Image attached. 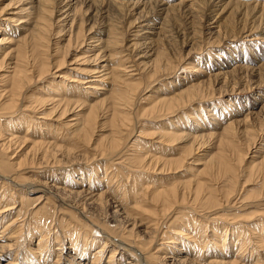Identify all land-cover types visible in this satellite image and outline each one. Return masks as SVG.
<instances>
[{
  "label": "bare ground",
  "instance_id": "obj_1",
  "mask_svg": "<svg viewBox=\"0 0 264 264\" xmlns=\"http://www.w3.org/2000/svg\"><path fill=\"white\" fill-rule=\"evenodd\" d=\"M17 1L18 4L2 19L14 28L5 32L6 28L0 26V119H8L7 122L2 123L4 127L0 130V264H4L5 259H7L5 264H19L21 260H23L22 264H264L263 220L256 218L251 224L246 223V226L242 222H236L235 218L227 213V207L235 206L237 203L229 201L234 190L231 187L224 188L222 184L225 174L230 173V180H234L235 170L232 160L239 163L244 159V155L258 140L252 129L262 132L263 121L256 127L248 114L237 119L231 116L232 118L228 117L229 120H226L220 129L218 123H222L221 120L230 115L232 111L230 106L225 104L226 102L224 104L227 107H221L218 113L217 108L215 109L216 104L211 105L213 102L208 101L210 105L195 106L198 101L208 100L207 97L210 94H207L204 85L210 77H214L217 84L225 86L226 80L230 77L232 79L238 77L236 70L229 73L217 70L209 74L207 72L210 71L209 68L200 69L194 64L191 70L194 74L189 77V80L186 79L187 81L171 94H162L153 98L146 109L165 108L169 110L168 114L186 109L185 118L170 120L162 130V135L167 138L164 144L180 149V154L172 158V152L176 150H170L168 153H163L167 157L161 159L166 164L177 166L191 160L185 174L192 173L194 167L197 171L199 168L197 166L201 165L200 168L206 171L207 178L173 181L170 186L155 179L156 187L150 190L146 184H139L143 179L142 171L148 167L155 168L151 160L156 161L160 157L144 162L146 156L134 152L132 155H127L130 163H126L119 154V147L122 149L123 129L129 126L128 123L131 120L130 108L134 92L131 93L130 90L135 89L134 81L131 79L136 74L127 73L126 63L131 62L133 63L131 67L137 68L143 62L134 59L139 53L141 59L152 57L151 60L143 63L148 79L154 78L158 72L163 69L167 70V68L176 73L174 70L176 65H171L168 57L165 56L167 53L164 49L168 47V44L161 43V38H172L164 21L166 20L167 23L170 19L172 21L177 19L175 15H181L187 20L191 19L194 11L210 1L219 21L220 18L225 17L224 15L226 17L232 15L234 8H240L246 0H190L189 8L184 9V5L181 6L180 3L174 5L164 0H88L89 5L85 9H81L82 2L75 3L72 10L68 12L72 11L70 28L73 24L75 25L79 12L81 14L89 8H93L94 13L91 16L93 23L88 31L94 25H99L100 22H96V17L99 16V19L106 17L105 19L108 20L101 22L106 23V27L99 30L97 34L106 35L105 39L92 36L87 38L95 39L99 44L102 40V45L90 49L98 50L94 57L97 59L105 57V61L107 58L120 54L117 50L108 51L109 48L119 44L117 36L120 33L117 32L116 22L113 23L110 17L116 16V13L119 14L123 10L128 12L143 6L131 22V24L137 22L141 26L137 32L144 28L150 30L139 34L146 35L141 37L144 39L142 43L139 42V38L131 46V51L142 49L139 52L136 51L134 55L122 56L115 65L109 62L107 64L97 63L90 74L80 78L79 83L85 84L84 88L95 90L91 93L88 90L85 91L92 95L93 102L89 103L85 99L70 100L67 95L59 92L58 87H55L49 92L40 89V92L28 96L26 98L28 100H25L19 111L17 107L24 99L22 94L27 87L31 86L32 89L34 82L40 83L41 78L49 75L50 66L55 64L53 67L57 68L63 64L65 54L53 61L50 58L56 50L52 54L45 52L51 27L55 23L64 21L69 14L62 17L64 11L61 8L54 10L53 3L56 0ZM71 1L73 0H60L59 3H63V7L68 6L67 9H69ZM54 11L58 14L51 18ZM239 11L240 14H246L249 10ZM251 14L257 20L253 23L256 27L254 28V25L240 27L238 28L239 33L249 38L247 40L249 45L256 43L255 45L259 44L264 47V5L260 10L252 11ZM158 15L163 17L160 25H157L158 22H155L154 18ZM27 20H33L30 30L23 29L28 23ZM145 20L147 23L142 24ZM188 23L190 24V21ZM82 24L83 19L80 18L75 29V39H77V44L83 45L84 38L78 40L83 32ZM230 25L233 28L231 22ZM3 29L4 34L1 36ZM18 29L21 34L15 37ZM63 29L60 28L58 32H62ZM259 29L263 31L262 34L255 32ZM22 30L26 31L23 36ZM70 37L71 35L67 40L68 45L73 41ZM105 51L108 54L104 53ZM257 62L258 67L264 69V58H260ZM203 75L207 76L206 80L202 78ZM105 79H110L111 81L107 84L113 86L110 101L98 98V91L104 87L96 82L100 83ZM225 87L221 88L219 95L233 93L232 87L230 90ZM112 91L108 89L109 93ZM230 105L233 107L234 102ZM96 106H101L97 112L94 111ZM77 108L81 111L86 110L85 114L80 111L74 114L71 120L61 122L59 126L62 128H57L58 126L52 128V121L57 122V119L65 118L67 113ZM20 111H25L28 117L40 114L38 118L43 119L39 122L42 125L40 127L46 131L44 134H38L37 139H30L32 145L36 147H30L25 153L29 152L30 158L38 154L46 159L44 160L46 163H48V158L53 157L48 166H55L56 169L62 160L54 159V154L56 152L70 154L78 148L75 146L77 142H86L96 118L105 114L110 137L107 140L105 136L102 137L100 143L93 146V156L90 162L88 159L84 162L70 161V166H81V170L86 173L91 171L92 160L95 164L101 162V171H97L95 178L90 175H85V177L80 175L77 179L68 182L63 181L64 179L54 182L51 180L54 178L52 175L48 176L50 181L40 183L26 181L30 178L20 172L26 157L15 161L19 157L18 153L24 149L21 145L24 137L18 135L22 132L23 125H13L14 118L20 115ZM52 117L55 118L51 122L44 121ZM7 123L12 126L8 127ZM5 127L8 129L5 130ZM68 127L71 128L70 132L65 136H59L63 129ZM54 129L58 130L55 133V139L52 140L49 134ZM241 131L250 135L251 140V143L249 142L244 149L239 146L237 140L238 135L242 134ZM213 138L216 149L214 157L211 156L210 161L203 163L198 162L196 158L192 159L194 152L201 149L204 141ZM177 144L179 146H176ZM49 152L52 154H48ZM256 159L255 156H251L249 171L257 174L263 173L264 151L263 158L257 161ZM32 160L28 161L31 163ZM65 162L62 161V163ZM120 167L132 172L133 183H138V187L127 190V186L125 187V184L120 182L121 178L123 179L126 175ZM190 184H193L192 187H188ZM35 191L42 193L35 196L36 202L46 204L48 203L47 198H51L52 204L47 206L48 209L42 208L32 214L29 212L26 200ZM60 195H67L71 198L66 201ZM106 196L112 200L109 205L113 208L112 216L104 212L103 214H97V211L96 214L91 212L97 209L103 197ZM242 199L243 197L240 196V200ZM184 204L191 208L188 212L191 213L189 223L183 220L188 214L178 210ZM202 217H206L207 221L198 223L201 219L204 220ZM208 219L216 220L210 228L211 233L207 238L198 241L209 227ZM190 223L201 226L190 229ZM160 226L162 228L158 232ZM219 229L223 230V233H220ZM205 248L207 250L204 251ZM52 254L55 256H53V261H50ZM125 258L128 259L124 260ZM81 261L84 262L80 263Z\"/></svg>",
  "mask_w": 264,
  "mask_h": 264
},
{
  "label": "rangeland",
  "instance_id": "obj_2",
  "mask_svg": "<svg viewBox=\"0 0 264 264\" xmlns=\"http://www.w3.org/2000/svg\"><path fill=\"white\" fill-rule=\"evenodd\" d=\"M164 1H169L170 4L174 5L180 3L181 6L184 5L183 9L185 7L189 8L190 4V0ZM59 2L60 0H56V2L54 1L53 7H55L54 10L61 8L62 11H64L62 17L65 16L70 10H72L75 3L77 4L78 2H82L81 9H85L89 5L88 0H85V3L84 0H73L71 1L70 8L67 9L68 6L63 7V3L61 4ZM17 4V0H0V26L6 28L5 32L11 31L14 26H9L2 19H4L5 15L10 13L9 10H11ZM263 5L264 0H246V2L242 4L240 8H234L232 15H228V17L224 15L225 17H223L222 19L220 18V20L218 21L215 14L216 11L213 10L214 6L211 5L210 1L207 5L205 3L202 7L200 6V9L194 11L191 19L187 20L184 19L181 15H175L177 19L173 21H175L176 23H174L171 19H167L170 23H166L165 20L164 23L167 24L166 29H168L167 31L172 35V38H161V43L163 44L164 42L168 44V47L164 49L167 53L165 56L168 57L171 65H176L174 69L176 70V73H173L172 69L167 68V70L163 69L158 72L154 76V78L148 79L146 76L147 70L143 68V63L151 60L152 57H144L141 59L139 57L141 56V54L139 53L138 56L134 57V59L135 61L141 60L143 62L138 65L137 68L131 67V65L133 64L131 62L126 63L125 66L127 67V73L136 74L131 79L132 81H134L133 83L135 89L130 90L131 93L134 92L131 101L132 106L130 108L131 120L128 123L129 126L124 127L123 129L121 135L122 149L119 147V154H121L122 159H124L126 163H130L129 156L127 155H132V153L134 152L146 156L144 162H146L148 159L150 161L154 157H160L156 159V161L155 159L151 160L153 164H155V168L148 167L146 170H143L145 173L142 171L143 179L139 182V184H146L149 189L152 190L154 187H156L155 179H157L161 183L165 182L166 185L170 186L173 181H187L195 179L203 180L207 178L206 171H203L202 168H200L202 167L201 165L197 166L199 167L197 171H195L196 167H194L192 173L185 174V170L189 169L187 168V166L189 165V162L191 160H189L188 163L182 162L179 166H177L166 164L164 160L161 159L167 157L163 153H168L170 150H176L172 152V158H176L179 156L180 149H176L175 147H170L169 145L164 144L167 138L162 135V130L170 120L176 121L180 118H185L184 114L186 109L182 111L178 110L173 114H168L169 110L165 108H162L160 110H146L153 98L162 94H171L172 91H176V89L181 84L189 80V77L194 74L193 72H191V70L194 68V64L198 65L200 69H204L205 67L209 68L210 71H207L209 74H213L217 70L226 71L228 73L232 70H236L239 74L238 77H235L236 79H232V77H230L229 80H226V87L222 84H217V81H214V77H210V80L206 85H204L207 94H210V96L207 97L208 100H205V102L198 101V103L195 104V106L198 107V104L201 106H205L206 104H208V101L210 103L213 102L211 105H214L215 103V109L217 108V110L223 106L226 108L227 105H229L232 109L231 114L224 117V119L221 120L222 123H218V127H223L226 123V120H229L228 117L230 118L232 116L233 118L237 119L242 118L245 114H248L251 117L254 126L258 127L263 121L262 125L264 127V69H260L257 62L260 58H264V47L260 46L259 44L255 45L256 43H252L249 45V41H247L249 38L243 37V35H241L239 33L240 31L238 30V28L240 27L254 25L253 23L257 22V20L252 16L251 12L256 11L257 9L260 10ZM163 6L165 7V5ZM141 7L137 9H131V11L128 12L123 10L119 14L116 13V16L110 17L111 19H113V23L116 22L115 25L117 26V32L120 33H118L117 36V38L119 39V44H116L114 47L109 48L108 51L110 52L111 50H117L120 52V54L118 53V55H115L112 58H107V61H105V57L99 59L95 58L94 55L98 52V50L94 51L90 49L92 47L95 49L98 46L102 45L101 42L103 39H105L106 35L102 36L97 34L99 30H103V28L106 27V23L102 24L101 22L108 21L105 19L106 17L104 19H99L98 16L96 17V22L99 21V25H94L92 29L88 31L89 26L91 25V23H93V20L91 19V16L94 13L93 8H89L86 12H81V14L79 12V15H77L75 19L76 23L75 25L73 24L71 28L69 24L72 19V11L68 13L69 16L66 17L64 21L53 24L50 29L49 40L46 44L47 51L45 53L52 54L56 50V53L53 54L50 58V60L53 61H55L57 57L65 54L63 58V64H61L57 68L53 67L55 64L53 66H50L49 75L41 78V80L45 82H34V86L32 89L31 86L27 87V89L22 94V97L24 99L19 102L20 104L17 107L18 111L20 110L22 104L25 103V100H28L26 99L28 96H31L35 92H40V89L49 92V90H52V88L55 87H58L59 92L67 95L70 100L80 99L81 101L85 99L89 103L93 102L94 99H91L92 95L85 93V91L88 90L91 93L95 90L84 88L85 84L79 83V81L81 80L80 78L90 74L93 68L97 66V63L107 64V62H109L115 65L119 61V58H121L122 56L127 57L129 55H134L142 49H133L131 51L133 42L135 43V41L137 39L139 40L140 38L139 42L142 43L144 39H141V37L146 36L144 34L143 36L139 34L150 31L148 30V28H144L143 30L137 32V30L141 29V26L137 22L131 24L137 14L140 12ZM242 9H246L249 11L246 14H240L239 10ZM57 14L58 13L54 11L51 15V18L56 17ZM158 17L155 16L154 18L155 22H158L157 25H160L159 23L163 21V17H160V15H158ZM80 18L83 19V32L78 40H82V38H84L85 42L83 45L80 43L77 44V39H75V29L77 28V24ZM189 21L190 24H187V22ZM27 22L28 23L25 24L23 29L30 30L31 26L33 25V20H27ZM230 22L231 24H233V28L231 27ZM146 23V20L142 22V24ZM255 27L256 25H254V28ZM60 28H64L62 32H58ZM25 32L26 31L22 30V36L25 34ZM255 32L258 34H262L263 31L259 29ZM3 34L4 29L1 36ZM19 34H21V31L18 29L15 33V37H18ZM70 35V39L73 41L68 45L67 40ZM91 36L101 37L102 40L99 39L100 44L95 39H87ZM84 50L87 51L85 52ZM104 53L108 54L106 51ZM11 57L12 56L10 55V58ZM116 71L119 72L118 70ZM202 78L206 80L207 76L203 75ZM110 81V79H105V81L103 82H96L100 84L99 86L104 87V89H100L98 91L99 99H106L107 101L111 100V95H113V86L107 84V82ZM46 86H49L50 89H47L49 87ZM223 87L228 90H230L232 87L233 93L231 95H219V91ZM108 89H110V91L112 92L109 93ZM233 102L235 107H232L230 105ZM224 103L227 105H225ZM100 109L101 106H96L94 111L97 112ZM80 111L81 109H74L67 113L65 118L57 119V122H54L55 117H52V119H44V121L49 123L54 120L51 123L52 128L54 126H58L57 128H62L61 126H59L61 122L71 120V118H74V114H77ZM81 112L85 114L86 110H82ZM216 112L218 113L219 110ZM202 113H204V110H202ZM19 114L20 115L14 118L15 121L13 122V125H23L22 132L18 135L19 137H24V141L21 143L24 149L22 150V152L18 153L19 157L15 161H19V158L21 157H26V159L24 160L25 162L22 164L23 166H21L20 168V172H23V175L30 179L24 180L34 183H40L50 181V178L48 176L52 175L54 178H52L51 180H53L54 182L61 181V179H64L63 181L65 182H68L70 180L77 179V177H79L80 175L82 177H85V175H90L92 176V178H95V174L97 173V171H101V162L95 164L94 162H92V160L90 165L92 172L90 171V173H86L81 170V166H70V161L78 160L84 162L86 159H88V161L90 162L93 156V146L97 143H100V139L102 137L105 136L106 140L110 137L109 131L107 130V117L105 116V114L101 117L96 118L94 127L91 128L89 132V139L86 142H77L75 146L78 148L71 151L70 154H64L60 152H56L54 154V159L57 158V160H62L63 162L68 160L65 163H62V161L59 162L60 165L57 166V169L55 166H48V164L50 165L49 161L51 162L53 157L48 158V163H46L44 161L46 159L42 158L38 154L36 155V157L30 158V153H25L30 147H36L35 145H32L30 139H37L36 136L38 134L46 133V131L40 127L42 125L39 124V122L43 120L38 118L40 114H36L37 116L34 117H28L25 114V111H20ZM7 121V118L0 119V130L2 129V127H4L2 123ZM7 124L8 127L12 126L10 125V123ZM8 127H5V130H7ZM57 130L58 129H54L52 133L49 134L53 138L52 140L55 139V133ZM70 130V127L63 129V132L60 133L59 136H65L70 132ZM252 132L255 134L256 140L258 139L256 141L257 143L255 142L254 144V146L256 147H250L241 162L236 163L232 160V162L234 163L233 168L235 172H233V174L235 175V178L234 180H230V173H228L229 175L225 174L222 181V184H224V188L231 187L234 190L229 201L237 202L235 206L227 207V213L231 214V216L235 218L236 222H242L245 226L246 223L251 224V222L256 218H261L264 224V172L257 174L249 171V161L251 160V156H255V158H257L256 161L263 158L264 129L262 132L257 129H252ZM241 133L242 134L238 135L237 140L239 146H242L241 148L244 149L247 147L251 140L250 135L245 132L243 133L242 131ZM214 141V138L205 140V143H203L201 149H197L195 151L197 153L194 152V158L192 159L196 158L200 163L210 161L211 156L214 157L213 154L216 152ZM56 142L59 143L58 141ZM176 146H179V144H177ZM255 150L256 152H254ZM48 154L52 153L49 152ZM27 159L33 160L30 163ZM59 168L64 173H62ZM120 169L126 174L124 175L123 179L121 178L120 182L125 184V187L127 186V190H133V188L138 187V183H133L132 172L126 171L121 167ZM55 177H58V179H55ZM192 185L193 184H190L188 187H192ZM37 194L40 195L42 193L40 191H35L33 192V195L29 196L26 200L29 212H32V214L38 212L42 208L48 209L47 206H51L52 204L51 198H47L48 203L46 204L44 202H36L34 199ZM240 196L243 197L242 200H240ZM60 197L66 201H69L71 198L67 195H60ZM101 201L102 202L97 207L98 210H91V212H93L94 214H96L97 212V214H103L104 212L107 215L112 216L111 211L113 208L109 206L112 203L110 197H103ZM56 202L60 203L59 200H56ZM178 210L188 214L183 220L189 223V215L191 213L188 212H190L191 210L190 206L184 204L183 206L179 207ZM65 212L68 213L69 211ZM202 218L204 220L201 219L198 223H205L204 221L206 220V217ZM214 221L208 219L209 227H207L205 234L201 235L198 241H201L202 239L207 238L210 235L212 230H210V228L213 226ZM198 225L199 224L192 225L190 223L189 227L190 229H194V227ZM161 228L162 226L159 227L158 232H160ZM219 230L220 233H223V230ZM205 250L207 249L205 248L204 251ZM53 256L55 255L52 254V256L50 257V261H53ZM127 259L128 258H125L124 260ZM6 260L7 259H5L4 264ZM84 261H81L80 263H83ZM22 263L23 260L19 261V264Z\"/></svg>",
  "mask_w": 264,
  "mask_h": 264
}]
</instances>
